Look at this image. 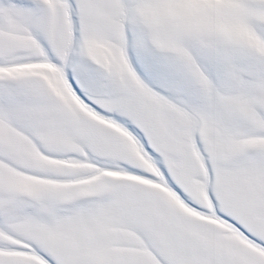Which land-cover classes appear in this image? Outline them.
Returning <instances> with one entry per match:
<instances>
[{
  "label": "snow or ice",
  "instance_id": "6c2138e0",
  "mask_svg": "<svg viewBox=\"0 0 264 264\" xmlns=\"http://www.w3.org/2000/svg\"><path fill=\"white\" fill-rule=\"evenodd\" d=\"M0 264H264V0H0Z\"/></svg>",
  "mask_w": 264,
  "mask_h": 264
}]
</instances>
